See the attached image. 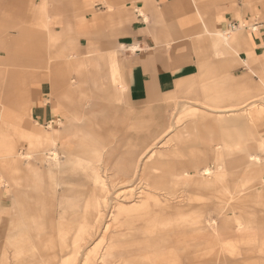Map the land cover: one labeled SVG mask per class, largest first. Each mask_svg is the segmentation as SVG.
Segmentation results:
<instances>
[{
  "label": "rangeland",
  "instance_id": "374dc122",
  "mask_svg": "<svg viewBox=\"0 0 264 264\" xmlns=\"http://www.w3.org/2000/svg\"><path fill=\"white\" fill-rule=\"evenodd\" d=\"M0 13L6 16V8L1 6ZM239 29L243 28L240 27L235 32ZM230 34L233 35L234 32L231 31ZM57 41H51L52 53L51 59L47 60L45 68L47 70L37 72V61L28 63L22 60V56H14L17 51L14 52L12 49L21 47V39L0 38V100L10 111H18L17 91H21V95L32 97L41 85L38 75L43 73L41 77L50 85L45 104L51 107L53 116L49 120H36L33 116L24 114L25 127L41 132L61 131L66 128L69 124L68 118L56 108V99L63 97L67 106L66 114H76L79 117L73 120L72 126L73 130L79 133L80 137L76 138L75 144L79 146H77L80 149L78 153L83 159L81 165H75L76 168L74 162L66 159L65 154H61L62 160H66L62 164L67 170H71L70 173L79 171L84 175H89L90 168L96 166L95 172L106 185L107 200L111 202L104 205L101 199H97L102 221L95 223L82 243H68L69 239L64 238L62 228L56 232L62 235L61 243H56L57 246L55 243H48V247L50 252L52 251L50 257H54L56 250L58 261L48 262L61 264L67 247L76 245L78 253L75 259L68 260L67 264H124L121 256L114 260L104 259L110 238L118 232L110 217L108 224L104 225L105 217L110 211L109 206L111 207L113 203L111 209L113 211L119 199L120 203L130 206L141 201L148 179H168L167 181L171 182L167 183L168 189L171 190L172 183L176 179L173 176L174 172L186 168L193 172L192 176H195L193 178H197L204 167L210 166L214 170L217 164L225 162L229 170L234 173L228 174V169L225 168L227 171L223 169L228 175L225 181L221 180V188L217 184L205 185L199 181H190L181 183L174 194L171 191L165 193L166 195L156 194L162 202L168 200L170 213L161 216L158 220L159 227L151 229L145 236L140 237V233H137L139 238H135L136 241L146 239L150 243H132L135 234L133 237L128 234L124 238L125 245L137 246L136 252L142 258L140 261H135L136 264L142 261L146 264H158L150 258L152 252L167 255L159 264H264V113L257 115L258 119L252 118L257 107L264 108V95L241 107L245 110L247 116L245 118L234 117L237 116L234 112L216 111L219 105L230 106L235 101V96L246 98L260 92L261 77H264V72L258 71L256 75H251L250 71L230 72L225 61L229 53L219 54L217 61H199L198 68L189 76L193 79V84L186 90L179 92L173 87L154 102L138 104L132 101L124 86L120 61L117 67L121 79L113 83L106 93L95 83L94 77L97 71H92L96 69L95 60L99 63L97 68L100 72L112 71V62L110 60L107 62L106 57L96 59L94 56L78 55V59L85 60L86 68L93 73L88 72L84 76L86 78L75 71V64L67 63L65 71L62 72L51 70L58 66L61 59H64V55L56 52ZM121 47L118 56L120 59L125 49V46ZM132 47L131 50L134 49V45ZM235 84H238V87H234ZM67 85L71 86L69 92L64 91L69 87ZM184 129L188 130V134H179ZM32 130L29 143L31 149L24 150L23 153L30 154L33 158H40L42 166L56 169L59 163H55L50 151L40 155L37 152V140ZM19 146H26V141L22 140ZM217 147L219 149L216 150ZM151 149L152 152L148 155L150 157L144 160H150L151 164L161 166L159 174L163 176L152 177L149 173H142L136 177L125 176L121 165L129 159H140ZM249 152L259 154L261 161L243 167L246 163L243 164L241 159ZM19 155L22 157V153ZM85 167L89 172L84 170ZM3 170L2 168V172L0 171V192L6 193L7 200L10 201L15 192L13 193L7 185L6 181L9 177L4 175ZM91 174L95 184L94 175ZM2 176L4 179L1 178ZM19 176L26 174L21 173ZM209 179L214 177L210 176ZM226 185L232 189L237 186L250 190H245L235 200L232 196L233 201L231 200L230 203L229 194L224 190ZM17 186H19L18 191H23L21 190L23 183ZM214 205H220L222 215L217 216L218 212L213 210ZM180 206L184 210L177 214L175 208ZM3 208L4 205L0 210V219L4 212ZM199 209L204 211V217L207 219L212 216L219 223L229 220L230 229L226 234L219 235L215 241L209 237L199 240L202 227L201 224L198 226L195 224L192 214ZM61 219L63 220V217ZM31 224L32 221L28 227ZM5 227H2L3 230L5 229V235H10L11 231L8 230L6 233L7 227ZM209 229L211 234L215 233L212 226H209ZM37 233V231L27 233L28 240L24 249L26 252L21 260H27L38 254L35 247L37 242L33 243L40 234ZM48 234L53 235V233ZM133 255L134 253L125 254L127 257ZM3 256L7 258V264H16L14 247L8 241L0 242V260ZM149 260L150 262H147ZM18 261L20 262L19 259Z\"/></svg>",
  "mask_w": 264,
  "mask_h": 264
},
{
  "label": "crops",
  "instance_id": "0c3cea01",
  "mask_svg": "<svg viewBox=\"0 0 264 264\" xmlns=\"http://www.w3.org/2000/svg\"><path fill=\"white\" fill-rule=\"evenodd\" d=\"M1 6L6 8V16L0 13V38L22 41L20 48H10L17 51L14 56H22V60L28 63L37 61V72H44L47 70L48 58L51 59V41L58 40L56 52L64 55V59L51 70L62 72L67 63L75 64V71L81 77L91 71L86 68L85 60L78 59L79 56H94L96 59L106 57L107 62H112V71L100 72L96 60V69L92 70L97 71L95 83L104 93L121 79L117 67V63L121 62L122 81L134 103L154 102L173 87L179 92L186 90L193 84V79L189 76L196 71L199 61H217L219 54L229 53L225 61L230 72L250 71L251 75H256L258 71L264 72V0H0ZM233 22L238 24L231 28ZM240 27L243 29L235 32ZM231 31L234 32L233 35L230 34ZM122 45L125 49L120 59L118 56ZM133 45L137 47L136 51L128 49ZM41 75L43 73L38 75L41 85L32 97L21 95V91H17L18 111H10L0 100V167L4 169L6 177L11 176L15 181L11 187L15 193L10 201L7 200L6 193L0 192V210L5 206L0 219V242L12 243V236L20 226L26 231L28 228V233L37 231L40 234L33 243L37 242L35 247L38 254L31 257L33 264L58 261L56 250L54 257H50L52 251L50 252L48 243H55L56 246V243H61L62 235L60 232L56 234L61 228L64 238L69 239L68 243H82L85 240L95 225V200L102 197L97 190L106 186L95 172L96 166L91 167L90 172L85 167L84 170L90 174L84 175L79 171L70 173L71 170H67L64 165L61 170L42 166L41 160L34 159L29 162L38 173H32L27 161L19 155H26L24 150L31 149L29 143L32 129L25 127L23 115L33 116L36 120H49L53 116V110L45 104L50 85ZM261 81L260 92L246 98L235 96V101L230 106L219 105L216 111L233 110L237 115L234 117H247L241 107L264 95V77H261ZM70 87L64 91L69 92ZM234 87H238V84ZM62 98L56 99V108L68 118L69 130L65 133L63 128V133L72 145L80 137L72 126L73 120L79 117L76 114H66L67 106ZM263 112L264 108L257 107L251 117L258 119L257 115ZM61 131L32 130L39 155L54 148ZM186 133L188 134V130L184 129L179 134ZM22 140L26 141L24 147L19 146ZM74 146L77 148L78 145ZM249 154L259 155L253 152L247 155ZM71 155L72 160L65 156L66 159L74 162V166L81 165L83 157L77 152ZM224 168L228 169V174L233 172L228 165ZM21 173L26 176H19ZM186 173L193 174L186 168L174 172L176 179L172 184L177 186L187 182ZM211 176L214 179L198 177L194 181L202 180V184H217L221 188L222 181L217 166ZM167 180L166 184H170ZM20 183H23V191H18L17 185ZM230 189L228 199L233 200L234 196L235 200L240 193ZM164 191L175 193L170 189ZM183 210L181 206L177 207V214ZM213 210L218 212L217 216L222 215L216 205ZM192 214L194 218H206L204 211L200 209ZM161 215L157 213L156 217ZM199 220L197 219L198 222ZM31 221L32 224L28 227ZM228 221L219 223L215 219L224 231L219 234L214 229L215 233L212 235L209 229L208 237L215 241L218 235L226 234L230 229ZM3 226L7 227L6 233L11 231L10 235H5ZM204 234L205 231L201 234L203 236L199 235V240L206 236ZM60 251L62 253V249ZM77 253L76 245L68 246L61 264L74 260Z\"/></svg>",
  "mask_w": 264,
  "mask_h": 264
},
{
  "label": "bare ground",
  "instance_id": "6f19581e",
  "mask_svg": "<svg viewBox=\"0 0 264 264\" xmlns=\"http://www.w3.org/2000/svg\"><path fill=\"white\" fill-rule=\"evenodd\" d=\"M134 48H136V47L134 46ZM232 112H233V110H232ZM67 127L66 128L64 127L65 133L68 132V130H69V129H67ZM57 143H59V146L56 147ZM74 145H75L74 142L72 143V145H70L69 139L64 135L63 130H62L60 132L59 139L54 144V148L49 150L50 155L55 159V163L56 164L59 163V165L56 166L57 170H61L63 167L62 163H64L62 160L61 152L62 153L64 152L65 156L69 160L73 159V157H72L73 155H71V154H73V152L78 153V150H76L77 148ZM151 152H152V149L149 150L148 154H146L145 156H141L140 159H138V160H136V158L135 159H129L123 165H121V170L123 171L124 175L136 177V176L141 175L142 173H149L152 175V177H162L163 175L159 174V170L161 171V166H159V165L157 166L153 163L151 164L149 162L150 160H144L146 157H148V155ZM43 153H45V152H43ZM22 158L27 161V165L29 167V170L32 173H34V172L38 173V170H35V171L33 170L34 168H32L31 162H29V161H32L34 159L40 160V158H38V157L33 158L32 155H29V154L23 155ZM216 158H217V156H216ZM241 160L243 161L244 164L246 163V166H247V164L249 165V164L260 163L261 157L259 155L249 154V155H246L245 157H243ZM225 165H226V163L225 164L219 163L218 165H216L222 181H225V178L227 176L226 172L223 171V169L225 171H227V169L224 168ZM0 171L2 172V167H0ZM213 172H214V170L211 167L203 168L201 170V172L199 173V177L209 180V177L213 174ZM233 173H234V171H233ZM186 175H187V178H186L187 182L194 181L195 178H193V177H195V176H192L193 174L186 173ZM10 177L7 179L6 183L11 188L15 184V181ZM1 178L4 179L3 176ZM195 181H197V180H195ZM201 182H202V180H201ZM172 185H173L172 186L173 188L171 190L176 191V189H178L179 185H177V186L175 184H172ZM205 185H208V184H205ZM224 187H223V189H224ZM144 188H145V192H144L143 199L137 203L135 202L134 204H132V206L120 203V201H121L120 199H119V203L114 206L113 211L111 210L113 207V203H112L111 207L108 205L110 208V211L108 212V215L105 217L104 225L106 226L108 224L107 222L110 219H112L113 226H115L117 228L116 230L118 232L113 237H111L109 242H108L110 244L108 245V247L105 250V254H104L105 260H114L116 257L121 256L124 264H136L135 261H140V259L142 258L141 256L138 255L139 253L136 252L137 246H129V245L126 246L125 242H124V238H126L128 234H131V237H133L135 234V237L133 239L134 241H132V243H150L146 239L136 241L135 238H139V236L140 237L145 236V234L149 233V231L151 229L159 227V223H158L159 218L161 216L167 214V213H170L169 209H171V207L168 205V203H169L168 200H166L165 202H162L161 200H159V198L156 197L157 193H161V194L167 193L164 191V190L168 189V185L166 184L165 180H156V179L149 180L148 179V180H146ZM237 188H239V189H237ZM224 190L227 191L229 194L231 189H230V187L227 186ZM245 190H250V188L236 187V188L232 189V191H234V192H239L240 195L242 193H244ZM251 190H252V188H251ZM97 193H99L102 196V197H100L102 204L105 205V204H107V203L109 204L111 202L109 199L107 200L108 197H107V187L106 186L104 188L98 189ZM166 198H168V197H166ZM232 201L230 200V203ZM94 204H95L94 205L95 206L94 212L97 214L93 216V220L95 223L98 224L102 221L103 217L101 214L100 204L98 203V201L95 200ZM216 208H218V210H221L220 205L216 206ZM175 212L177 213V207L175 208ZM157 213L162 214V215L160 217H156ZM109 217H110V219H109ZM250 218H252V217H250ZM197 219H200L199 222L197 221ZM195 224L197 226L201 224L202 230H200V233L202 234L203 231H205L204 235H206V236H204V237H208L207 232L209 230V226H212L213 229H216L217 233H219V234H220V232L223 233V231H224V229H222L223 227L222 228L220 227L221 224H217L215 222V219L212 216L209 217L208 219H207V217L203 218V219H201V217H195ZM218 227L222 230H219ZM147 228H149V229H147ZM27 233H28V231H26L25 228H22L20 226L18 228V231L15 232L14 235L12 236L13 242L11 243V245L14 247V255H15V259L17 261L16 264H33V262H32L33 258H29L27 260H21V257L26 252L24 250L26 248V243H24V241L28 240V238H27L28 234ZM137 233H140V235L138 236ZM180 234H182V233H180ZM201 234H199V235L203 236ZM177 235H179V234H177ZM179 242H180V240H179ZM230 245H231V243H230ZM156 249L157 248H155V252H157ZM129 253L130 254L134 253V255L128 256V257L125 256V254H129ZM166 256H167L166 254H159V253L152 252L150 255V258L159 264L163 261L164 258H166ZM18 259L20 260V262L18 261ZM7 261H8L7 258L5 256H3L0 260V264H7ZM147 262H150V260ZM40 264H50V263H48V261H44V262H41ZM139 264H146V263H145V261H142Z\"/></svg>",
  "mask_w": 264,
  "mask_h": 264
},
{
  "label": "built area",
  "instance_id": "2783aa9c",
  "mask_svg": "<svg viewBox=\"0 0 264 264\" xmlns=\"http://www.w3.org/2000/svg\"><path fill=\"white\" fill-rule=\"evenodd\" d=\"M237 24H238V23H234V22H233V23H231V28H234V27H236V26H237ZM254 27H255V26H254ZM130 47H132V46H130ZM130 47H128V49H129V50H131V49H130ZM136 50H137V47H136V48H134V49H133V50H131V51H136Z\"/></svg>",
  "mask_w": 264,
  "mask_h": 264
}]
</instances>
